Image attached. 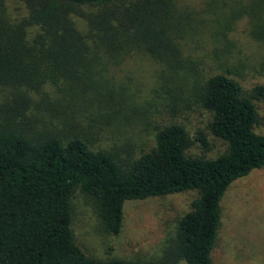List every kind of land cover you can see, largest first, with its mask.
I'll return each instance as SVG.
<instances>
[{
    "label": "trees",
    "instance_id": "trees-1",
    "mask_svg": "<svg viewBox=\"0 0 264 264\" xmlns=\"http://www.w3.org/2000/svg\"><path fill=\"white\" fill-rule=\"evenodd\" d=\"M4 1L0 264H211L223 194L264 167V133L254 132L264 83L246 91L234 66L211 68L183 55L195 31L171 0H13L23 12L15 18ZM131 53L161 65L159 99L171 117L190 107L208 113L207 131L226 146L221 154H188L195 142L207 144L176 122L153 126L146 149L101 144L104 128L129 118L115 109L120 103L102 74ZM190 190L196 197L157 259H97L74 240L76 194L90 202L101 232L114 236L125 202Z\"/></svg>",
    "mask_w": 264,
    "mask_h": 264
},
{
    "label": "rangeland",
    "instance_id": "rangeland-1",
    "mask_svg": "<svg viewBox=\"0 0 264 264\" xmlns=\"http://www.w3.org/2000/svg\"><path fill=\"white\" fill-rule=\"evenodd\" d=\"M171 2L180 13L178 16L188 19L191 31H195L192 40H185L183 55H190L191 59L211 68L220 63L234 66L240 73L235 79L246 91L255 84L264 83V0ZM3 4L11 18L23 14L19 3L5 0ZM213 50L222 53L215 52L218 55L214 58ZM160 67L144 55L131 53L117 65L105 68L102 75L108 81L114 100L120 103L119 109H115H121L120 112L124 111L129 118L116 120L104 128L99 137L101 144L128 142L146 149L153 143V126L176 122L183 125L191 139L199 133L207 144L204 150L195 142L188 154L204 158L221 154L226 146L207 131V112L190 107L171 117L162 108L159 98L163 91L156 80ZM172 104L171 101L168 106ZM254 105L258 116L254 132L263 134L264 108L257 101ZM92 110H96L94 106ZM195 197L196 193L190 190L127 201L122 208L121 229L113 236L101 232L90 202L76 194L72 199L74 240L87 255L97 259H157L164 242L172 237L177 219L189 211ZM210 260L211 264H264V167L236 179L223 194L220 224Z\"/></svg>",
    "mask_w": 264,
    "mask_h": 264
}]
</instances>
